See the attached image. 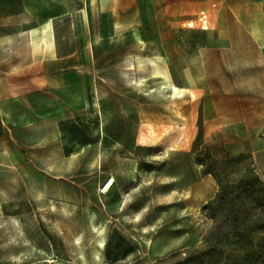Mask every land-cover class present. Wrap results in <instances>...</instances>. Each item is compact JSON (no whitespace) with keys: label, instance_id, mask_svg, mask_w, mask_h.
Masks as SVG:
<instances>
[{"label":"rangeland","instance_id":"374dc122","mask_svg":"<svg viewBox=\"0 0 264 264\" xmlns=\"http://www.w3.org/2000/svg\"><path fill=\"white\" fill-rule=\"evenodd\" d=\"M0 264H264V0H0Z\"/></svg>","mask_w":264,"mask_h":264},{"label":"crops","instance_id":"0c3cea01","mask_svg":"<svg viewBox=\"0 0 264 264\" xmlns=\"http://www.w3.org/2000/svg\"><path fill=\"white\" fill-rule=\"evenodd\" d=\"M202 12H204V11L202 10ZM52 56H53L52 60H56L54 45H53ZM59 60H60L61 67H62L61 70H65V73H73L74 72L73 69L76 68V62L72 58V56H66V57L59 59ZM49 81H50V78L47 77L46 75H42V76L37 77V78H30L29 80H26L24 83H22L20 85L21 89L19 88L20 86L14 85L17 92L14 91V88L11 87V93H16V94H18V92L19 93H30L34 90L48 86ZM17 88H19V89H17Z\"/></svg>","mask_w":264,"mask_h":264},{"label":"bare ground","instance_id":"6f19581e","mask_svg":"<svg viewBox=\"0 0 264 264\" xmlns=\"http://www.w3.org/2000/svg\"><path fill=\"white\" fill-rule=\"evenodd\" d=\"M47 28V27H46ZM49 31V30H48ZM52 31V29L50 30ZM53 34V33H52ZM51 33H47L45 31H41L38 34H35L34 32H32V37H31V41H32V45L34 47H39L40 44L43 45L44 47L50 48L51 51H53V45H54V40L52 37ZM30 36V35H29ZM40 50V49H39ZM45 51V50H44ZM45 53V52H44ZM176 90V88H175ZM111 184H109L106 189H110Z\"/></svg>","mask_w":264,"mask_h":264},{"label":"built area","instance_id":"2783aa9c","mask_svg":"<svg viewBox=\"0 0 264 264\" xmlns=\"http://www.w3.org/2000/svg\"><path fill=\"white\" fill-rule=\"evenodd\" d=\"M199 27L201 30L207 29L208 19L207 15L204 12H201L198 18Z\"/></svg>","mask_w":264,"mask_h":264},{"label":"trees","instance_id":"16d2710c","mask_svg":"<svg viewBox=\"0 0 264 264\" xmlns=\"http://www.w3.org/2000/svg\"><path fill=\"white\" fill-rule=\"evenodd\" d=\"M207 254H208V253L205 252V251H204V252H199V253H198V256L201 257V256H205V255H207Z\"/></svg>","mask_w":264,"mask_h":264}]
</instances>
